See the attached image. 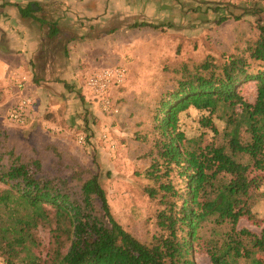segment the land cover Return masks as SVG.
Returning <instances> with one entry per match:
<instances>
[{
    "label": "trees",
    "instance_id": "obj_1",
    "mask_svg": "<svg viewBox=\"0 0 264 264\" xmlns=\"http://www.w3.org/2000/svg\"><path fill=\"white\" fill-rule=\"evenodd\" d=\"M262 2H200L217 14V26L235 20L257 31L217 65L206 61L186 72L159 103L145 172L146 193L156 205L151 239L140 240L116 221L97 174L74 177L76 191L73 180L46 178L39 160L24 162L9 151L0 153V257L5 264H15L13 246L20 241L31 251L30 264H197L201 242L209 264H241L264 252V228L261 234L240 228L243 219L264 222L254 212L264 199ZM17 8L21 17L47 23L37 1ZM47 24L56 32L54 24ZM247 85L254 87L252 100L244 95ZM92 101L100 107L98 98ZM191 108L201 112L200 127L211 133L208 142L204 133L189 137L181 127V115ZM54 115L46 116L55 123Z\"/></svg>",
    "mask_w": 264,
    "mask_h": 264
},
{
    "label": "rangeland",
    "instance_id": "obj_2",
    "mask_svg": "<svg viewBox=\"0 0 264 264\" xmlns=\"http://www.w3.org/2000/svg\"><path fill=\"white\" fill-rule=\"evenodd\" d=\"M30 1L42 2L0 0V43L9 38V33L18 35L15 32L20 30L19 22L10 12H17V7ZM59 1L68 6L66 1L48 0L47 12ZM186 3L189 9L195 6L191 0ZM197 13L194 11L191 19L184 23L173 17L167 22V30L151 28L148 30L150 32L133 31L134 28L129 26L133 24L132 19L119 21L112 13H108L112 16L108 17V21L101 22V26L95 17H81L80 20L61 23L64 25L57 20L60 28L72 30L81 40L85 35L80 37L79 32L90 30L91 33L88 34L91 38L99 32L106 33L104 43L93 52L81 55H78L79 51L76 52L79 60L76 62L75 75L64 78L68 87L47 85L52 88L53 94L58 95L55 97L58 101L55 104H51L49 100L43 101V96L48 97L46 90L38 93V90L43 89L37 88L38 85L42 87L44 83L38 84L39 79L36 80L35 77L34 82L27 79L26 93L34 99V111L41 107L44 115L56 114L54 119L56 123L60 122V130L46 127L45 133L36 129L28 134L26 128H23L27 124L19 125L7 119L10 101L14 97L11 90L12 73L25 69L14 58L7 60L0 54V153L12 151L13 157H19L24 162L39 160L44 177L71 179L75 186L73 190L76 191L79 190V180L74 177L86 179L91 174H97L116 221L140 240L149 241L155 233L156 205L146 193L149 180L145 172L151 162L148 154L154 140V116L159 103L175 89L177 81L186 72L195 70L206 61L217 65L223 61L224 55L244 48L247 40L253 39L257 31L250 29L247 23H243L242 27L240 23H232L219 25L216 30L208 32L207 29L198 28L201 20ZM262 15L264 18V12ZM49 16L47 23L55 25V17ZM28 22L36 33L40 30L42 36L44 26L34 20ZM84 50L82 47L83 52ZM73 54L70 53L72 62L75 59ZM118 66L127 69L126 79L120 85H112L108 94L119 112L102 114L101 107L92 101L98 96L87 86V81L96 72ZM244 88V95L252 100L254 87L247 85ZM200 118L201 112L191 108L181 115L180 124L189 137H199L204 133V141L208 142L211 133L200 127ZM217 123L220 129L224 126L221 121ZM62 133V140L56 142L51 139ZM104 135H107L106 139ZM81 136L85 140L83 143H80ZM5 157L8 159L9 155ZM2 187L0 183V188ZM254 212L259 219L264 218V199L260 198ZM240 228L261 234L264 222L255 224L243 219ZM43 236L47 238L45 232ZM13 247L15 264H30L31 251L28 246L20 241ZM194 259L197 264H209L203 242L197 247ZM0 264H5L1 257ZM241 264H264V252L253 253L250 259L242 260Z\"/></svg>",
    "mask_w": 264,
    "mask_h": 264
},
{
    "label": "crops",
    "instance_id": "obj_3",
    "mask_svg": "<svg viewBox=\"0 0 264 264\" xmlns=\"http://www.w3.org/2000/svg\"><path fill=\"white\" fill-rule=\"evenodd\" d=\"M41 1L42 2L37 1L43 8V12L41 13L42 16H39L44 22L50 20L49 15L54 16L55 20L53 22L55 23L54 30H56V32L52 33L53 31L50 26L46 28L45 26L47 23L41 24L38 22L39 25L44 26L41 36L40 30L36 33L35 30L30 27L31 24L28 21L32 19L21 17L19 10L17 12H10L15 20L19 22L20 30L19 32H15L18 33V35L9 33V38H5L4 41L0 43V54L7 60L9 58H14L17 62L22 64L23 70L25 69V71L20 70L13 72L12 74L16 77L21 78L25 76L32 81L33 77H35L36 80L39 79L38 84L44 83L42 87L38 85L37 88H43L42 91L38 90V93L46 90L48 97L46 98L43 96L42 98L44 100H42H49L51 104L58 102L55 99L58 95L55 93L53 94L52 88L47 85L52 86L55 84L54 87L57 88H59L58 86H64L66 84L64 78L73 77L77 70L75 67H77L76 62L79 60V57H76V52L79 51L78 55L84 54L85 52H93L96 47L104 43L105 40L103 39L106 34L105 32H99L98 35L91 38V35L88 34L91 33V31L87 30V32H79V34H81L80 37L85 35V38L81 40V38L78 39L76 37L72 30L70 31L67 28H63V30L60 28L59 24L61 23L73 21L75 19L80 20L81 17L82 19H91L95 17V20L99 21L101 26V22L108 21V17L113 15L117 17L119 21L124 22L130 18L133 20V23L145 22L149 24L147 27L134 28L132 29L133 31L144 32L151 28L167 30V22L171 21V18L176 17L180 23H184L191 19L194 11H197L201 20L199 21L201 24H199L198 28H203L202 30L207 29L208 32H212L216 30L217 27L213 21L217 14L214 13L212 9L196 0H191V3L195 5L194 7H198V9L195 10L193 9L194 7L189 9L186 3L188 0H62L66 1L68 6L59 1L49 12H47L49 9L46 8V2L48 0ZM204 1L214 2L216 0ZM108 13H112V15H108ZM57 20H59V24ZM232 23L237 25L240 23L241 27L244 26V22L235 20H227L223 24L229 25ZM132 30H127V32H131ZM82 47L85 49L84 52L82 51ZM70 53H74L73 56L75 59L73 62ZM10 103V106L15 103L14 98H12ZM56 113L58 114V112ZM25 124L27 125L23 128H26V133L28 134L33 133L36 129L45 133L46 131L44 128L46 127H52L55 128V130L61 129L60 122L54 123L53 120L48 119L47 116L44 115V110L41 109V107L36 110V112L33 109L32 114L27 118ZM63 137L64 134L62 133L54 135L51 139L57 142L58 140H62Z\"/></svg>",
    "mask_w": 264,
    "mask_h": 264
},
{
    "label": "built area",
    "instance_id": "obj_4",
    "mask_svg": "<svg viewBox=\"0 0 264 264\" xmlns=\"http://www.w3.org/2000/svg\"><path fill=\"white\" fill-rule=\"evenodd\" d=\"M127 76V69L123 66L103 69L93 74L87 81V86L95 93L100 101L102 112L116 114L119 112L111 100L109 89L112 85H120ZM28 80L25 76L18 78L14 74L11 79V90L14 95L15 103L7 111V119L17 124L25 125L27 118L34 109V99L27 95L26 87ZM107 138V135H104ZM84 137H80V143H83Z\"/></svg>",
    "mask_w": 264,
    "mask_h": 264
}]
</instances>
